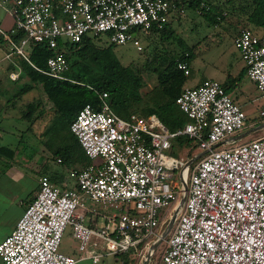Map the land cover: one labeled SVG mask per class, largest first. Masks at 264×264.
Returning a JSON list of instances; mask_svg holds the SVG:
<instances>
[{"label": "built area", "instance_id": "obj_1", "mask_svg": "<svg viewBox=\"0 0 264 264\" xmlns=\"http://www.w3.org/2000/svg\"><path fill=\"white\" fill-rule=\"evenodd\" d=\"M0 8L12 21L8 30L0 27L8 45L1 58L16 56L51 78L66 79L63 43L98 34L115 45L140 49L141 39L182 14L184 3L0 0ZM34 44L51 51L44 67L27 59ZM232 44L264 99V34L240 27ZM176 66L188 74L184 61ZM19 71L8 75L15 79ZM105 96L101 92L96 107L84 103L68 124L90 161L68 169L71 185L38 176L33 196L0 239L2 264H74L83 258L96 262L129 250L141 260L181 195L157 264H264V133L230 147L214 146L245 126L244 112L221 82L207 78L184 85L174 102L188 119L172 131L152 113L115 114ZM258 115L264 120V107ZM177 135L204 151L190 169L188 157L168 152ZM172 171H178L179 182ZM86 212L99 214L102 222L88 225ZM67 226L76 240V257L58 248Z\"/></svg>", "mask_w": 264, "mask_h": 264}, {"label": "trees", "instance_id": "obj_2", "mask_svg": "<svg viewBox=\"0 0 264 264\" xmlns=\"http://www.w3.org/2000/svg\"><path fill=\"white\" fill-rule=\"evenodd\" d=\"M183 3L185 7L196 11L207 24L218 23L219 25L221 23L219 20L225 18L228 13V11L221 10L214 4L213 0H183ZM230 8L232 9V12H230L235 13L233 21L235 25L244 23L247 26L241 27L250 28L252 26L264 30V0H239L238 10L244 14V18L238 16V10H235L233 6ZM170 22V19H168L161 28L153 30L151 34L144 36V38L156 34L161 41L173 42L175 47L152 54L151 59H145L143 63L139 66H134V68L129 63L123 64L113 52L115 44L108 42L103 36V39H100L101 35L98 34L92 36L83 35L76 42L63 43L61 47L66 60V68L63 71V75L66 79L51 78L35 70L27 60L20 58V73L18 77L23 74L31 82L39 83L43 94L50 101L53 112L57 115L56 122L65 130V135L67 134L69 145L58 147L55 150L56 157L60 161L65 159L71 161L73 159H70V146L78 151L82 159V166L74 168H82L90 161L82 151L76 138L69 131L68 124L84 103H89L96 107L99 103L101 92L106 93L104 99L110 109L119 116L125 117L130 112L140 115L152 113L170 131L182 126L187 121L188 118L185 113L174 102L175 96L184 86L187 77L176 66V63L177 61H184L189 69L193 54L186 51L184 40L176 32L175 28L170 25ZM50 53L51 51L43 45L34 44L27 52V59L36 66L44 67L45 58ZM148 63L150 64L149 66ZM144 65L146 66L144 67ZM145 68L154 74V83L150 88L142 91L145 82L141 70ZM221 84L225 90V86L223 83ZM30 87L31 85L24 83L18 88L17 92L23 93ZM34 99L25 104L23 109L24 117L33 114L31 117L35 118L41 114L40 101L39 99ZM37 106H39V110L34 112L33 110H36ZM263 121V118L260 117L249 126H244L238 132ZM193 147L196 148L195 143L191 139L183 135H177L171 139L168 152L178 157L189 158L192 157L190 152L188 156L186 154L180 155L178 150L183 148L191 151L190 149ZM6 150L8 148L0 144V154H3ZM195 160L196 158L189 163L188 169L192 167ZM85 215L88 225L93 226L96 224L99 214L91 216L90 212H86ZM116 256L120 258L121 264H127V252L121 255L115 254Z\"/></svg>", "mask_w": 264, "mask_h": 264}, {"label": "rangeland", "instance_id": "obj_3", "mask_svg": "<svg viewBox=\"0 0 264 264\" xmlns=\"http://www.w3.org/2000/svg\"><path fill=\"white\" fill-rule=\"evenodd\" d=\"M238 1L239 0H213V3L221 10L228 11L225 18L219 20L221 21L219 26L215 28L212 24H207V22L204 21L196 11L185 6L182 14L170 19V25L175 28L176 32L184 40L186 51L192 52L193 54L190 60L189 71L185 79V85L193 86L194 83L200 79L203 80L213 78L214 75L219 76L220 72L232 67L236 49L231 41V32L233 29L238 30L241 26H247L244 23L236 25L233 23L235 13H231L232 9L230 7L233 6L235 10H238ZM237 13L240 18H244V14L239 10ZM226 21H228V23H226ZM250 29L256 31L257 33H264V30L261 28L250 26ZM100 39H103V37L101 36ZM174 47L173 42H167L164 40L161 41L156 34H152L149 37L141 39L140 49H135L129 43H123L115 45L113 47V52L123 64L129 63V65L134 68V66H139L143 63L145 59H151L152 54ZM7 48V43L0 39V57L2 56L3 50H6ZM19 60L20 58L18 57V63ZM231 60L232 62H230ZM10 65L11 63L9 60L0 59V83L7 84L6 86H2L4 88L0 86V97H3V99L7 98V102L2 107L3 109L2 112H0V115L4 113V115L8 116L7 118L16 114V112L18 113V111L23 110L26 101L31 100L33 97L39 98V96H41V89L38 82H32L34 84L28 91L23 92L20 96H12L9 98L20 85L31 82L23 74L15 80L10 79L7 75V71L11 69ZM149 65L150 64L148 63V66ZM15 66L14 70H17L19 66ZM145 66L146 65H144V67ZM141 73L145 82L142 91H145L153 85L154 74L147 68L142 69ZM240 78L242 79L244 77L240 76ZM256 103L257 106L262 105L264 107L263 98H258ZM256 116L257 112L254 111V116H252V118L256 120ZM31 119L32 117L28 118L29 121L24 122L21 133L18 135L20 140H18L17 144L12 146L16 157L13 160L14 164L23 174V191H20L17 195V197L21 199L31 198V184H33L37 175H40L39 172L45 171L44 169H46L48 165H54L57 167L60 166L61 163L56 161L57 155L55 154V150L58 147H63L69 145L70 143L69 140L65 138V130H63V128L59 126V123L56 122L57 115H54L45 127H38L39 122L37 121L36 124L38 125H30ZM6 128L10 131L9 126ZM263 133L264 126L257 127L246 132L236 140L226 139L225 141L219 143L216 147H230L240 142L255 138ZM190 150L191 151L182 148L178 150V153L180 155L186 154L188 156L190 152L191 156H194L197 152H199L194 147ZM69 153L70 159H73L71 161L65 159L62 163L68 167H81L82 159L78 154V151L70 146ZM177 172L178 171H172V175L176 182H179ZM12 187H16V185ZM168 214L169 211L166 214V218H168ZM101 222L102 218L98 217L97 223ZM166 222L167 219L160 225L161 229H157L159 233H161V231L165 228ZM171 228L172 225L156 247L152 249L147 264L158 263L159 256L165 247L164 240L167 237V234L171 231ZM58 248L60 251L73 257L78 255L76 240L71 235L70 228L68 226L62 233ZM127 258V264H140L142 260H140V257L131 250L127 252ZM74 264H121V261L118 256L115 257L113 255H105L96 262H92L89 258H83L77 260Z\"/></svg>", "mask_w": 264, "mask_h": 264}, {"label": "crops", "instance_id": "obj_4", "mask_svg": "<svg viewBox=\"0 0 264 264\" xmlns=\"http://www.w3.org/2000/svg\"><path fill=\"white\" fill-rule=\"evenodd\" d=\"M11 24H12L11 17L0 8V27L4 30H8L11 27ZM213 26L215 28L218 27L219 25L217 23V24H213ZM236 31L237 29L232 30L231 41H232V36ZM0 39L2 38L0 37ZM3 60H7V59H3ZM9 61L11 63L10 65L11 69L7 71L8 73L14 70V67H16L15 65L20 67V65H18L19 64L18 57L11 56ZM233 61L234 62L232 64V67L226 69L225 71L220 72L219 76L214 75L212 79H215L223 83V85L225 86V91L232 98V100L240 106V108L244 112L245 126H249L255 121V119L252 118V116H254V111L257 112L256 118L257 119L260 118L257 110L263 108V106L262 105L257 106L256 101L258 98H260L259 92L256 89L253 82L246 76L244 71L243 61L240 58L237 50H235V59ZM230 62H232V60ZM240 76L244 78L241 79ZM16 78H18V76ZM200 81L201 79L196 83H194V85H197ZM25 84L31 85L32 87L34 83L27 82ZM6 85L7 84L0 83L1 87ZM17 90L14 91L9 98H11L12 96H20L21 94H23V93H18ZM34 98L39 99L42 112L39 116L32 118L30 120V125L36 124L37 121L39 122L38 127H42V126L45 127L50 122V119L53 118V116L56 114L53 112V108L50 104V101L45 97L42 90H41V96H39V98L33 97L31 100L26 101L25 104L29 101H33ZM6 102H7V98L3 99V97L2 98L0 97V112H2L3 109L2 107L5 105ZM38 110H39V106H37L36 110L33 111L37 112ZM31 116L27 115L26 117H24L23 110L18 111V113L16 112V114L11 115L9 118H7L8 116L4 115V113L0 115V144L5 145L8 148V150L4 151L3 154H0V239L12 229L16 218L21 213L26 202L30 199V197L27 199L26 198L21 199L17 197L19 192L23 191V186H22L23 174L21 171L17 169L16 165L14 164L13 160L16 157L12 146L17 144L18 140H20V137L18 135L19 133H21L23 124L24 122L29 121L28 118H30ZM8 126L10 131H8L6 128ZM65 138H67V134L65 135ZM62 162L63 161H59V163L61 164L58 167L54 165H48L47 168L44 169L45 171L39 172V174L41 173L45 174L52 183L60 184V185H71L72 181L67 175V170L72 166L68 167ZM37 178L38 175L35 178L33 184H31V190H32L31 197L33 196L37 187ZM15 185L16 187H12ZM0 264H2L1 260H0Z\"/></svg>", "mask_w": 264, "mask_h": 264}, {"label": "water", "instance_id": "obj_5", "mask_svg": "<svg viewBox=\"0 0 264 264\" xmlns=\"http://www.w3.org/2000/svg\"><path fill=\"white\" fill-rule=\"evenodd\" d=\"M264 126V122H261L255 126H252V127H249V128H246L245 130L241 131V132H238L237 134L231 136L229 139H233V140H236L238 139L239 137H241L242 135H244L246 132L254 129V128H257V127H262ZM219 143H216L214 144V146H217ZM204 151H199L197 152L194 156H192L191 158H189L187 161H186V164H188L190 161H192L193 159L197 158L198 156H200L201 154H203ZM182 201H183V195H181L178 199V201L174 204V206L172 207L171 211H170V214L167 218V222H166V225H165V228L161 231V233L159 234V236L150 244V246L148 247L144 257L142 258L141 260V263L140 264H147V261H148V258H149V255L152 251L153 248L156 247V245L159 243V241L164 237V235L168 232V230L170 229L172 223H173V220L175 218V215L179 209V207L181 206L182 204Z\"/></svg>", "mask_w": 264, "mask_h": 264}]
</instances>
